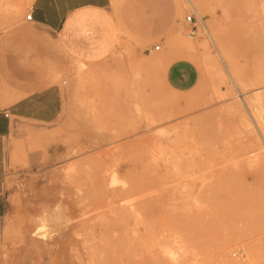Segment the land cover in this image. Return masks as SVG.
<instances>
[{
    "label": "rangeland",
    "instance_id": "374dc122",
    "mask_svg": "<svg viewBox=\"0 0 264 264\" xmlns=\"http://www.w3.org/2000/svg\"><path fill=\"white\" fill-rule=\"evenodd\" d=\"M32 1L0 0V39L32 29ZM190 1L149 55L63 56L57 120L13 124L1 264H264V0ZM166 52L197 67L194 88H168Z\"/></svg>",
    "mask_w": 264,
    "mask_h": 264
},
{
    "label": "crops",
    "instance_id": "0c3cea01",
    "mask_svg": "<svg viewBox=\"0 0 264 264\" xmlns=\"http://www.w3.org/2000/svg\"><path fill=\"white\" fill-rule=\"evenodd\" d=\"M29 13L32 29H16L0 39V224L7 211L2 182L5 139L15 122L57 120L63 95L53 80L63 56L99 62L120 42L149 55L156 41L164 45L165 37L177 29L179 11L175 0H33ZM162 63L172 92L198 84L200 74L190 60L170 58L166 52ZM46 215L42 218L49 220Z\"/></svg>",
    "mask_w": 264,
    "mask_h": 264
},
{
    "label": "bare ground",
    "instance_id": "6f19581e",
    "mask_svg": "<svg viewBox=\"0 0 264 264\" xmlns=\"http://www.w3.org/2000/svg\"><path fill=\"white\" fill-rule=\"evenodd\" d=\"M187 2H188V4H192V3H193V2H191L190 0H187ZM222 53H223V52H222ZM226 58H227V57H226ZM228 58H229V57H228ZM228 58H227V60H228ZM232 69H233V68H232ZM232 71H233V70H232ZM233 74L236 75V74L234 73V71H233ZM230 76H231V75H230ZM236 77H237V76H236ZM232 80H233V79H232ZM231 82H232V81H231ZM257 83L260 84L258 80H257ZM257 83H256V84H257ZM232 84H233V83H232ZM253 84H255V82L252 83V85H253ZM254 90H255V89H254ZM257 98L259 99V101L257 100V103H258V104L260 103V104L264 105V93H262L260 96H257ZM237 105H238V104H237ZM238 108H239V107H238ZM247 108H248L249 111H251V112H253L254 114H256V116H257V115L260 116V115L258 114V112L255 111V108L250 107V105H248ZM240 112H241V110H240ZM241 113H242V112H241ZM253 116H254V115H253ZM256 116H255V117H256ZM255 117H254V118H255ZM262 117H263V115H262ZM262 119H263V118H262ZM262 119H261V120H262ZM242 122H243V120H242ZM258 122H259V121H258ZM262 122H263V121H262ZM259 123H260V122H259ZM252 124H253V123H252ZM263 129H264V126H263ZM255 131H256V130H255ZM251 135H252V134H251ZM253 135H254V134H253ZM253 135H252V136H246V137H252V138H250L251 140L249 139V143L251 142V143L249 144L250 146L246 147V149L243 150L244 153L247 152V153H251V154H252V152H255V151H256V152L258 151V153H260V152H259L260 150H258V149H260V148H257V147H256V148H253V147L258 143V141H259V140L257 139V137H254ZM257 136H258V135H257ZM253 137H254V139H253ZM243 138H244V137H243ZM258 138H259V137H258ZM252 139H253V140H252ZM261 141H262V140H261ZM253 143H255V145H253ZM262 144H263V143H262ZM261 148H262V147H261ZM243 149H244V148H243ZM253 155H254V154H253ZM251 157H252V155H251ZM251 157H250V158H251ZM254 157H255V156H254ZM254 157H253V158H254ZM257 157H258V159L260 160V162H263V164H264V157H262L261 154H259ZM247 158H248V157H247ZM251 159H252V158H251ZM244 161H246L245 157H244ZM55 210H56V209H55ZM57 210H59V209H57ZM60 211H61V210H60ZM58 212H59V211H58ZM61 212H62V211H61ZM61 212H59L58 215H60L59 217H62V218H63V215L61 216V214H60ZM45 215H46V214H45ZM47 216H48V217H47ZM53 216H54V219H55L56 216H55L54 214H53ZM46 217L51 219V217L49 216V214H47ZM44 218H45V217H44ZM52 219H53V217H52ZM54 219H53V220H54ZM60 219H61V218H60ZM49 221H50V220H49ZM51 221H52V220H51ZM56 221H57V222H60V221H58V220H56ZM56 221H55V222H56ZM55 222H53V223H54V224H57V223H55ZM62 223H63V222H62ZM58 224H60V223H58ZM61 225H62V224H61ZM260 246H261V248L264 247V245L262 244V242L260 243ZM248 247H249V250H252L253 248H255V245H254V244H249ZM259 249H260V248H259ZM263 252H264V250H263ZM263 256H264V253H263ZM260 259H261V258H260ZM254 260H255V259H254ZM254 263L256 264L255 261H254ZM258 263H259V264H262L261 261H259V259H258ZM263 263H264V259H263Z\"/></svg>",
    "mask_w": 264,
    "mask_h": 264
},
{
    "label": "built area",
    "instance_id": "2783aa9c",
    "mask_svg": "<svg viewBox=\"0 0 264 264\" xmlns=\"http://www.w3.org/2000/svg\"><path fill=\"white\" fill-rule=\"evenodd\" d=\"M31 13H29L27 16H26V19L27 20H31ZM186 21L189 22L190 24V34L192 36H195L197 34V31H198V26H197V23H196V18L191 14V15H187L185 17ZM159 45H154L153 46V49L154 50H158L159 49ZM6 116H8V114H5ZM263 241H264V238H263Z\"/></svg>",
    "mask_w": 264,
    "mask_h": 264
}]
</instances>
